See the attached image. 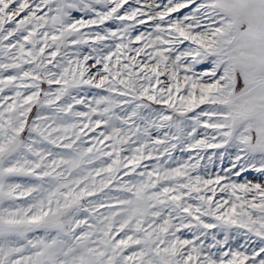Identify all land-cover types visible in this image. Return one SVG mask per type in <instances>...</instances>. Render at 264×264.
Returning a JSON list of instances; mask_svg holds the SVG:
<instances>
[{
    "label": "snow or ice",
    "instance_id": "obj_1",
    "mask_svg": "<svg viewBox=\"0 0 264 264\" xmlns=\"http://www.w3.org/2000/svg\"><path fill=\"white\" fill-rule=\"evenodd\" d=\"M0 264H264V0H0Z\"/></svg>",
    "mask_w": 264,
    "mask_h": 264
}]
</instances>
